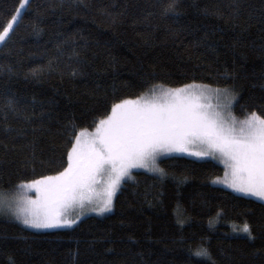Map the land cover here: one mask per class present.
I'll list each match as a JSON object with an SVG mask.
<instances>
[{
	"label": "trees",
	"instance_id": "trees-1",
	"mask_svg": "<svg viewBox=\"0 0 264 264\" xmlns=\"http://www.w3.org/2000/svg\"><path fill=\"white\" fill-rule=\"evenodd\" d=\"M20 3L0 0V32ZM169 3L30 0L0 44V191L63 171L72 124L92 129L152 84L227 87L238 116L264 117V0H176L165 14ZM159 165L134 170L111 212L72 227L0 213V264H264V201L215 182V159ZM245 222L254 239L237 231Z\"/></svg>",
	"mask_w": 264,
	"mask_h": 264
},
{
	"label": "snow or ice",
	"instance_id": "snow-or-ice-1",
	"mask_svg": "<svg viewBox=\"0 0 264 264\" xmlns=\"http://www.w3.org/2000/svg\"><path fill=\"white\" fill-rule=\"evenodd\" d=\"M30 0H21L20 9ZM170 0L165 14L175 11ZM21 12L17 10L0 32L3 43ZM215 99L217 103L211 101ZM238 102L229 88L212 87L193 81L177 88L152 84L135 99H121L111 105V113L100 118L95 131L72 124L73 136L67 153V167L54 175L23 182L20 187L34 188L36 199L22 198L15 205L0 199V212H8L32 228L70 227L80 218H68V209L84 206L86 194L99 179L108 176L105 195L92 211L103 215L113 210V199L121 181L131 177L137 167L163 173L156 163L162 153L186 152L197 157L219 154L226 166L224 183L237 192L264 201V117L256 112L237 120L231 111ZM9 103H15L9 100ZM252 239L251 225L237 229ZM197 256L211 259L207 248Z\"/></svg>",
	"mask_w": 264,
	"mask_h": 264
},
{
	"label": "rangeland",
	"instance_id": "rangeland-1",
	"mask_svg": "<svg viewBox=\"0 0 264 264\" xmlns=\"http://www.w3.org/2000/svg\"><path fill=\"white\" fill-rule=\"evenodd\" d=\"M26 7V6H25ZM24 8L21 10V14L23 12ZM19 20V19H18ZM1 44V43H0ZM192 83V82H191ZM196 83H200V84H204V85H210V84H207V83H204V82H196ZM190 84V83H188ZM186 85V84H185ZM165 86V85H164ZM183 86V85H182ZM212 87H218V88H225V87H219V86H214V85H211ZM167 87V86H165ZM178 87H181V86H178ZM171 88H177V87H171ZM144 94V93H143ZM136 98V97H135ZM135 98H129V99H135ZM213 104L217 103V101L215 99H213L211 101ZM234 104L232 105L231 107V111L233 113V115L237 118V120H243L245 117H241V116H238L234 109ZM111 113V112H110ZM109 113V115H110ZM259 115V114H258ZM260 116V115H259ZM262 117V116H261ZM96 127V126H95ZM95 127L92 128V129H88L89 132H94L95 131ZM169 155H186V156H190V157H193V158H197V159H215L217 161H219L220 163L223 164V166L225 167V170H226V166L223 162V158H221L219 156V154L217 155H214V156H207V157H197L195 155H191L189 153H186V152H171V153H162L161 155H159L157 157V165L158 167L160 168V165H159V160L162 158V157H165V156H169ZM161 169V168H160ZM134 170H147V171H150L148 168H143V167H137V168H133L131 170V176H132V172ZM151 172H155V171H151ZM224 175L220 176V177H217L214 179L215 182L218 181V178H223ZM128 178L130 177H125L122 181H121V184H120V187H119V190L121 188V185L123 184V182L125 180H127ZM107 181H108V176L105 175L104 177L100 178L99 179V182L93 186V189L91 192L87 193L86 195L87 196H90L91 197V202L88 200V199H85L84 201V206L83 208H81V206L79 204L75 205L74 207L72 208H69L68 209V218H75L77 215H79V219L77 220V222L75 224H77L82 218L88 216V215H92V214H98L97 212H94L92 211V207L95 206V203L96 202H99L100 200L103 199L104 195H105V192H104V188L106 187V184H107ZM218 184H222L223 186H226L228 188H230L228 185L224 184V183H221V182H217ZM21 185V184H20ZM20 185L14 189V190H11V191H0V199H3L5 201H7L8 203H11L13 205H15L16 203H19L21 202L22 198H32V199H36L37 196H38V193L36 192V190L34 188L32 189H29L27 187H20ZM232 189V188H230ZM118 190V191H119ZM233 191H235L234 189H232ZM117 191V193H118ZM237 192V191H235ZM116 193V195H117ZM238 194H242V195H246V196H250L248 194H245V193H241V192H237ZM115 195V197H116ZM115 197L113 199V204H114V200H115ZM250 197H253V198H256L258 200H260L259 198L257 197H254V196H250ZM262 201V200H261ZM114 207V206H113ZM0 213H5V214H9L11 215L10 213L8 212H0ZM108 213V212H107ZM100 215V214H99ZM14 217V216H13ZM20 221V220H19ZM75 224L71 225L70 227L74 226ZM27 226V225H25ZM29 227V226H27ZM29 228H32V227H29ZM59 228H66V227H59ZM32 229H36V230H51V229H57V228H47V229H38V228H32Z\"/></svg>",
	"mask_w": 264,
	"mask_h": 264
}]
</instances>
